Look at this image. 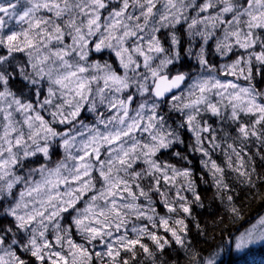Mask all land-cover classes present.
Here are the masks:
<instances>
[{"label":"snow or ice","instance_id":"snow-or-ice-1","mask_svg":"<svg viewBox=\"0 0 264 264\" xmlns=\"http://www.w3.org/2000/svg\"><path fill=\"white\" fill-rule=\"evenodd\" d=\"M30 3L31 7L25 10L24 13L19 16L21 21L27 22L26 29L5 33V20L0 18V46L6 48L8 53H24L29 57L30 60L34 59L35 62L32 64V67L37 68L42 79L46 76H50V74L54 71V67L49 68L47 72L45 71V65L48 63L50 56L56 57L66 66H70L66 58L72 56L77 50H79L82 59H87L84 49L90 48L89 46L92 42L88 40V36H91L93 34V30L98 28L99 24L102 22V10L108 8L105 0H85L84 4H80L79 0H30ZM167 3L169 9H175L177 6L175 0H167ZM216 3L223 5L222 12H218L216 15L206 16L203 20L198 18L200 13L209 12V10L212 9ZM77 7L79 8V11L75 13L74 18L72 9ZM11 8L14 9L15 5H11ZM41 9L53 13L56 19L51 20L43 16H38L37 13ZM128 11V0H122V7H120L118 11L113 12L112 16L109 18L110 34L108 39L116 42L115 56L119 60L121 67L127 69L129 65L134 64L137 69H141V63L138 62L141 61L143 68H148L149 63L153 59L152 54L164 53L165 46L164 44H161V39L158 35L144 37L143 35H138L137 30H130L129 26L124 24V21L120 19L121 17H126ZM156 11V0H145L142 8V17L145 23L137 25V29H139L140 32H143L146 29L147 22ZM0 13H9V7L0 5ZM228 13H234L232 0H207L206 3H203L199 7L197 18L191 20L189 27L197 28L198 25H203L204 31L200 33V35L204 42L207 43L208 40L214 35L216 28L219 25L228 24V27L223 29V38L218 39L216 42L217 52H221L222 54L231 52L234 46H239L245 50L255 49L257 39L254 37L252 30L264 29V0H251L247 6V10L243 13L244 16L248 17L245 22L248 28L247 32H243L239 28L240 15L235 13L233 21L229 23L224 19V14ZM12 14L15 15L14 12H12ZM168 18L169 17L164 15H161L160 17L162 21ZM135 19L139 21L141 17H135ZM171 19L176 25L180 24L182 20V10L180 13L172 16ZM56 20H61L62 24L57 23ZM121 25H124V31L122 33L118 31ZM152 31L159 32V30L155 28H153ZM66 35L71 37V45L65 43ZM133 37L137 41L135 46L126 45L125 41ZM172 43L178 45L177 55H181L182 49L180 47V41L173 39ZM104 45V39H101L99 43H95L96 51H100ZM261 45L264 46V41H261ZM107 46L110 49L114 47L112 43H109ZM44 49H49V54L40 55ZM34 51L36 52L35 57H33ZM132 53H135L136 55L133 56ZM253 57L259 64L264 65V51L253 52L252 55L248 57L247 69L241 67L242 61L238 59L228 66V72H226V75L231 74L237 78L242 76L245 80H250L253 75ZM200 62L202 64L208 63V60L202 58ZM160 63L161 65L165 63L172 64V60L170 58H165L162 59ZM97 68H99V65H97ZM85 71H87V69L83 66H80L78 67V71L67 73L65 76H57L53 82L59 87L68 88L70 90L72 89L73 82H75L74 91L76 96H83L85 90L88 88V82H86L82 77H79V73H83ZM168 71L171 72L172 68L168 69ZM118 73L119 71L116 70V72L108 73L104 77L106 87L109 83H111L118 90H123L127 87V78L121 77ZM152 77L154 79V94L164 99L167 98L169 93H172L174 96L175 94L172 92V88L177 86L178 82L184 80L182 75H176L174 79L168 75L161 76L157 69L152 70ZM8 83V79H6L4 76H0V84L4 85L3 90L0 91V101L4 100L8 96L13 95L6 87ZM196 87L199 89V94L195 95L190 103L184 105L186 109H195L196 106L204 104L207 112L211 113L212 116L220 117L223 110L224 112L230 114L233 121H238L240 119L241 113L251 114L257 117L255 119L256 125L264 124V103L258 102V98L262 94L256 92L255 86L240 87L235 83H222L220 80H206L198 83ZM212 92H215V95L220 96L221 98L227 97V104L223 106V109L219 103L209 102L208 94ZM52 95H54V92L50 88L48 89V96ZM49 102L50 101L45 100L46 104ZM127 102L128 104L135 103V101L132 99H129ZM69 103H71V101H69ZM119 103L120 106L123 107L125 101L121 100ZM12 104H15L16 112L26 113L23 123L27 125L30 130L34 129L30 132V135L38 136L40 134H44L45 136H56L58 134L55 127L50 125L40 113H37L35 117L31 115L33 110V105L31 103L25 104L20 99H15L13 96ZM9 107H11V104ZM112 107L115 109L116 105H112ZM0 112H3L2 108H0ZM70 115L74 118L78 117L80 115V108L77 107L75 111L70 113ZM124 115L126 118V109ZM155 118V116L149 118V127L153 126L151 124V120ZM3 119L9 121L8 130L5 132V135L14 133L15 128L11 122V114L4 113ZM33 121H35L38 126H35ZM63 122L64 120L62 119L61 123ZM194 122L195 127L193 126ZM134 123L135 127H133V125H129L127 130L123 132L124 136L130 135L132 131H138L139 127L142 126V122ZM185 123L189 130L195 133L197 144L202 145V155L208 157L204 167H206L212 174L217 191L223 192V190L227 188V184L224 182L225 169L211 158L209 151L206 150L204 146V137L202 133H210L211 128L203 126L204 121L198 119L195 111H193L192 115L188 116ZM239 133L244 138L249 136H256L259 138L258 131L256 129L250 130L243 124L239 126ZM171 135V132L166 135L161 131L158 136H153V145H143V148L145 149L144 155L146 157L154 156L155 153L160 149L167 148L168 139ZM23 139V135H17L15 137L14 143L19 145ZM210 139L213 141L216 139V137L212 136ZM120 141V133L100 134L98 136H93L87 143L82 145L81 149L79 150L80 155L76 160L75 167L76 175L72 176L71 183L79 185V187L75 189L77 193H84L89 188L91 183H96L98 180L102 181L106 187L101 188L100 195L98 197L93 196L92 199L93 201L97 199H103L105 201V207L100 210H96L94 204H89V206L85 209L84 214L80 217H77L74 220V223L80 232L87 234L89 243L97 239L103 240L105 236L111 237L113 234L111 229L114 228L115 231L119 232L120 229L124 227L125 234L120 236L115 241V244L119 245L124 249V251L131 253L133 256L136 255L135 248L138 245L143 250V252L147 253L151 257L153 254L152 251L148 246L141 242L143 236L147 235V237L152 240L161 250H163L164 245L167 242H162L158 235L149 232L147 228H138L135 226H133L132 232L136 233V238L130 239L128 237L126 225L129 223L128 216L130 214L134 215L136 219H146L151 223L153 228L156 227L157 221L155 220L154 215L149 214L153 210L151 208L143 207L141 198L145 200L144 189L140 187V185L129 184L125 180L121 179L119 175L115 174L116 166H125L127 164L129 151L135 152L136 147L134 146L129 151H123L122 154L117 155L115 160L108 162L107 168H105L103 163H100L99 175L98 177L94 176V172L96 170L91 161L93 159L97 162L101 161L102 149L107 148L106 145L108 147H112L114 151L120 153L121 150L115 148V146L119 144ZM12 143L13 141H8V151L10 154L9 160H4L2 153H0V169L5 168L9 162L12 164L16 163V158L12 151ZM69 144L70 142L65 140L63 147L67 150L69 148ZM40 151L45 156H47L49 150L47 148H41ZM233 151L235 152V150ZM109 156H111V153H109ZM236 156L237 159L240 160V168L233 170L239 171L242 176H245V178L251 182L249 174L247 172L240 171V169L244 167V162L240 158L239 153H236ZM70 158L76 159L74 157ZM144 163L152 165L153 171L163 176V182L165 184L170 182L174 183L178 180H181L183 182L181 184V188H186L187 192L192 193L195 201L201 200V196L196 191L193 174L186 170V168H173L172 175H168L165 173L164 169L159 163H155L149 159H145ZM228 165L229 167L232 166L231 160L228 161ZM114 175L115 178L113 179ZM48 176L50 178L46 179L45 183L50 184L52 188L59 187L60 184L68 182L62 176L60 167H57L54 171L49 172ZM52 177H54V179ZM89 177H94L95 179L89 181ZM8 187L11 189L12 185L9 184ZM160 188L161 181H158V193ZM134 189H139V192L135 191ZM34 190L39 191L40 185H37L36 189ZM68 195L71 196L72 193H68ZM175 197L176 202H169L167 198H165L164 205L167 208V211L169 213H177L180 211L182 213L191 215L192 201H189L188 197L182 194L179 190L175 193ZM57 198L58 197L56 196H51L49 197L48 202L50 203L52 200ZM125 198L131 199L127 204L120 203L121 201L125 200ZM227 199L231 201L232 197L228 196ZM151 202L152 201L149 199L148 203L151 204ZM60 203H67L68 206L60 207L50 213L48 212L47 208H42L35 214L26 213L24 215L17 214V209L20 206L17 204L16 209H13L10 215L14 217L18 228L25 229L26 227L35 224L37 217L43 218L47 216V220L51 222L53 217L59 215L60 213H67L69 212L70 208H75L77 206L76 200H68L66 202L61 200ZM231 211L238 214V209L235 206L231 207ZM159 224L163 226L166 232L171 233L177 244H183V239L180 233L187 229V224L185 223L184 219H175L173 221L174 226H170L169 219L161 216L159 219ZM261 224H264V220L261 221ZM56 227L59 228V225H56ZM38 235L39 239L37 238V233L35 231L31 234L30 252L31 255L36 257L37 260L43 262L45 260L44 250L52 247L46 238L47 228L43 227V219L41 220V227L38 229ZM253 235V233L249 232L246 234V236L240 237L237 243V248H240L243 243L251 242ZM62 240V237H56L57 244H62ZM4 243L5 240L0 239V245H3ZM67 243L69 245L68 256L70 259L57 252L54 255L58 257V260L53 259L52 264H92V256L85 248L73 243L72 240H68ZM106 248V252H98L95 254L96 259L99 260L100 264H106L104 260L105 256L108 257L107 264H129V261L127 260L118 261V258L120 257V251L114 248L112 243L106 242ZM52 255V253H49L48 258L51 259ZM0 264H24V261L21 260L15 252L4 251L3 255H0Z\"/></svg>","mask_w":264,"mask_h":264},{"label":"clouds","instance_id":"clouds-1","mask_svg":"<svg viewBox=\"0 0 264 264\" xmlns=\"http://www.w3.org/2000/svg\"><path fill=\"white\" fill-rule=\"evenodd\" d=\"M122 0H105V3L108 5L109 3H121ZM129 2V11L126 17H121L124 21V24L129 26L130 30H137L138 35H143L144 37H148L150 35H158L161 29H175L176 24L171 19L172 16L180 13L182 10V19H187L186 13L187 11L195 6V0H175L176 8L169 9L167 0H156V4L161 5L162 10H157L154 15L149 19L146 25V29L143 32H140L137 29L138 24H144V20L142 17V8L145 3V0H128ZM80 4H84L85 0H79ZM217 4V3H216ZM214 4V7H216ZM232 6L234 13L237 15L244 16L243 13L247 10L243 5L234 3L232 0ZM79 11V8H73L72 13L75 18V13ZM118 11L113 9L105 19L99 24V27L93 30V34L88 36V40L92 42L96 40V43H99L101 39L105 40L104 47L101 48L100 51H96L95 45L93 48H85L84 52L87 55V59H82L80 56L79 50H77L72 56L67 57L68 64L70 66H66L63 62L58 60L56 57L50 56L48 63L45 65V71L49 68L54 67V71L50 74V76H46L45 78H41V75L37 68H33L32 64L35 62L34 59H29L27 64L13 60L17 70L20 75L23 77L25 81L29 83V85H35L37 87V94H39V88L45 87L46 82V91L47 98L43 99L39 102L38 106L33 105V110L31 115L35 117L37 113L44 111L51 117V120H47L50 125L59 124V125H68L65 130H57L58 133L56 136H45L44 134H40L38 136L30 135V132L34 129L30 130L27 125L23 123L25 119L26 113L16 112L15 104H12L13 96L15 99H19L16 97L14 93L12 96L6 97L4 100L0 101V108L3 109L4 113L11 114V122L13 127L15 128L14 133H10L9 135H5V132L8 130L9 121L3 119L4 123L2 125V131H0V153H2L4 160H9V144L8 141H13L12 143V151L16 158V163L9 164L0 169V200L13 201V203L4 208V212L10 215L13 209H16L17 204H19V208L17 209V214L24 215L26 213L35 214L37 211H40L42 208H47L48 212H52L57 210L60 207H67V203L61 204L60 201H68V200H76L78 204L81 200H83L84 196L88 193H93L92 196L89 197V200L86 202V206L83 208H70V210H74L73 221L84 214L85 209L89 206V204H94L96 210H100L105 207V201L103 199H97L93 201V196H99L100 190L106 185L102 182V187L97 188L96 183H91L89 188L84 193H77L75 189L79 187L78 184L71 183L72 176L76 175L75 167L76 160L80 155V149L82 145L87 143L93 136H98L100 134H108V133H120L121 141L119 144L115 146V148L120 149L121 152L118 153L114 151L112 147H107L108 151L106 153L107 159L104 162L105 168L108 167V162L111 160H115L116 156L122 154L123 151H129L134 146L136 147L135 152L129 151V155L127 158V164L125 166H116L115 174L119 175V177L129 184L132 185H140L144 189L145 192V201L148 202L150 199L151 204L147 203V208H151L153 211L149 214L154 215L155 220L157 221L158 213L154 207L155 200L153 199V193L157 194V199L164 203L165 198L169 202H176V197L171 196L170 193L173 189H175V193L179 190L181 193L187 191V189H182L181 184L183 183L181 180H178L174 183H167L165 188H160L159 193L157 192V182L163 181V176L157 172L153 171L152 165L145 164V159H149L154 161L155 163H159L161 167L164 169L165 173L168 175H172V169H182L178 168L176 165L171 163H163L158 162L156 157L161 152V150H169L173 149L174 145L184 146L185 141L182 137V130L186 125V120L189 115L195 114L197 115L199 120H203L204 116L208 114L207 109L204 104L196 106L193 108H185L184 105L190 103L192 98L195 95L199 94V89L196 85L200 82L206 80H218L214 75L215 69L209 65V63H201V59H206V51L204 47H201L197 54L193 57V49L189 47L187 49L186 54L194 58L200 65L199 69H194L191 71H171L168 69L172 68L173 64H179L182 57L181 55H177L178 45L173 44L172 40L180 41L178 35L171 31L169 32L171 48L165 47V52L162 54H152L153 59L149 63L148 68H143V64L141 61V69H137L134 64L129 65L127 69L120 66L121 71L118 73L121 77L127 78V87L123 90H118L111 83L105 86L104 77L111 72H116V67L111 63L109 59L100 60H91L90 56L93 51L96 53H101L103 51H110L115 54V44L116 42L113 40H109L108 36L110 34V17L112 13ZM9 16L10 19H17V23L23 22V24L27 25L26 21H21L9 11V13L5 14ZM161 15L169 17L166 20H161ZM135 17H141L138 21ZM195 19V18H194ZM203 20V19H200ZM191 23V22H190ZM189 23V24H190ZM188 24V35L189 37L200 36V33L204 31V28H191ZM6 24H4V29ZM27 28V27H26ZM22 26L21 29H26ZM158 29L159 32H153L152 29ZM119 32L124 31V25L118 29ZM161 39V38H160ZM112 43L114 45L113 48H109L107 45ZM137 41L135 38H130L125 41V44L128 46H135ZM205 43V42H204ZM161 44H163L161 39ZM207 44V43H205ZM122 46V45H121ZM13 53H8L6 56H0V66H3V71H0V76H4L6 79L7 76L5 72H8L9 64L7 63L12 58ZM49 54V49H44L40 55ZM127 55V54H126ZM135 56V53H132ZM36 56V52H33V57ZM165 58H170L172 60V64L165 63L161 65L160 61ZM207 60V59H206ZM99 65V68H97ZM83 66L87 69V71L83 73H79V77H82L86 82H88V88L85 90L83 96H76L74 91L75 82H73L72 89L62 88L57 86L53 81L57 78V76H65L67 73L78 71V67ZM157 69L161 76L168 75L171 78H175L176 75H182L184 80L178 82V85L172 88V92L175 95L171 96L170 100L164 99L162 97H158L154 94V79L152 77V70ZM8 75H12L11 72H8ZM7 87V86H6ZM52 89L54 95L48 96V89ZM8 89V87H7ZM9 90V89H8ZM147 90V91H146ZM170 94V93H169ZM215 97V99H214ZM132 99L135 101L134 104H128V100ZM45 100L50 101L49 103H45ZM124 100V106H120V101ZM209 102L219 103L223 109V106L227 104V97L221 98L220 96H216L215 92L208 94ZM71 101V103H69ZM11 104V107L9 105ZM28 104V103H25ZM112 105H116L115 109ZM80 108V115L78 117H72L70 115L71 112L75 111L76 108ZM87 108V113L92 117V121L88 122L84 119H81V113L85 111ZM125 109L127 111V116L125 118ZM19 113L22 119L18 120L15 118V114ZM119 113V115H118ZM169 113H179L183 120H176L175 127H173L172 123L169 122ZM226 112L222 110L220 115L221 119H224ZM155 116L156 118L151 120L152 127H149V118ZM231 120V116L229 117ZM64 120L61 123V120ZM174 119V117H173ZM110 121V123H109ZM134 122H142V126L139 127L138 131H132L130 135L124 136L123 132L127 130L129 125H133L135 127ZM35 126H38L35 121H33ZM195 127V122L194 125ZM204 127L211 128V125L204 120ZM188 128V127H187ZM189 130V128H188ZM165 133L166 135L171 132L172 135L168 139V147L160 149L155 153L154 156H145V149L143 145H153L154 141L152 139L153 136H158L160 132ZM194 136V146L190 145V151L193 152H201L202 145L197 144V138L193 131L189 130ZM139 134V135H137ZM146 134V135H145ZM204 133H202L203 135ZM17 135H23L24 139L21 141L19 145L14 143L15 137ZM228 134L225 132V136ZM215 136V135H213ZM204 137V136H203ZM241 138H244L243 136ZM207 139L204 137V140ZM65 140L69 141V148L66 150L63 145ZM231 146V147H230ZM54 147H60L62 149V156L60 158H55L53 156L52 149ZM211 147L213 150L219 149L220 144L213 140L211 142ZM229 148H232V144H228ZM47 148L48 155L45 156L40 149ZM235 150V149H233ZM111 153V156H109ZM42 156L43 159L36 163L35 160L37 157ZM172 156L181 159L187 164L191 165V161L188 159L186 154H183L179 151L173 150ZM74 157L76 159L70 158ZM208 160V159H207ZM206 160V161H207ZM206 161H202L205 165ZM91 163L95 166V170L99 171V166L94 163V159ZM137 164L143 165L141 168H136ZM57 167L61 168L62 176L68 181L67 183H62L59 187L52 188L50 184H46L45 180L49 179V172L54 171ZM206 168V167H205ZM186 170L192 173L191 168H187ZM54 179V177H52ZM115 175L113 176V179ZM94 177H89V181L94 180ZM11 184L12 187L9 189L8 185ZM37 185H40V190L35 191ZM17 186H20L18 190V195L14 197V191L17 190ZM139 192V189H138ZM68 193H72L71 196ZM56 196L58 197L55 200H52L50 203L49 197ZM78 197V199H77ZM131 198H125V200L121 201L122 204H127ZM203 205H201L202 207ZM229 210L231 211L232 205L231 201L228 200ZM143 207H145L143 205ZM178 207V203H177ZM239 212V210H238ZM63 213L53 217L52 221L49 222L47 220V216L41 218L37 217L35 224L26 227L25 229H20L25 234V242L21 244L20 239L17 234L13 232L11 228H8V232L13 233V238L11 241V245H19L26 252H30V240L32 232L37 233V238L39 239L38 229L41 227V220L43 219V227L47 228V233L49 229L55 230V238L57 236L62 237L63 240H71L70 232L68 231V227H61V221L63 220ZM11 216V215H10ZM130 217H134V215L130 214L128 216V221L130 222ZM160 219V217H159ZM59 225V228L56 227ZM147 228V227H142ZM83 239L88 241V237L86 233L80 232ZM47 238V237H46ZM0 239L5 240L3 235H0ZM11 245H0V252L3 255L4 251H12ZM153 256V254H152ZM7 258V257H6ZM192 260H195V255L191 257ZM211 260H207L206 264H210ZM195 264H199V261H195ZM212 264V261H211Z\"/></svg>","mask_w":264,"mask_h":264},{"label":"rangeland","instance_id":"rangeland-1","mask_svg":"<svg viewBox=\"0 0 264 264\" xmlns=\"http://www.w3.org/2000/svg\"><path fill=\"white\" fill-rule=\"evenodd\" d=\"M207 0H195V6L190 8L187 13V19H182L181 23L176 25L175 29H161V31L158 33V36L162 39V42L164 44L165 47L167 48H171V43H170V36H169V32L174 31L179 39H180V32L183 34V37L186 41L181 42L180 40V47L182 49L181 51V57H182V63H180V65H186L188 66V71H191L190 66L193 65V58L189 57L186 52L187 49L189 47H191L193 49V54L194 52H198V50L201 47L205 48L206 51V59L208 60V63L210 66H214L216 69V72L214 73V75L216 76V78L218 80H220L222 83H235L238 84L240 87H253L256 85V79H254V76L252 75V78L250 80H245L242 76L240 78H237L236 76H233L231 74H227L226 72H228V66L231 65L232 63H234L236 60H241L242 64L241 67H244L245 69H247L248 65H247V60L248 57L250 55H252L253 52H259V51H264V46L261 45V41H264V29H253V33H254V37L257 39V44H256V48L255 49H243L240 48L239 46H234L231 52L228 53H221V52H217L216 50V42L218 39H222L223 38V29L228 27V24H223V25H219L216 28V31L214 33V35L208 40L207 44L204 43V40L202 39V41H192L195 38H200V36H193V37H189L188 35V24L191 22L192 19L197 18V13L199 12V7L203 4L206 3ZM234 3L237 4H241L243 5L245 8H247L248 4L251 2V0H233ZM0 5L4 6V7H9V11L10 12H14L15 13V17L18 18L20 15H22L24 13L25 10H27L29 7H31V3L30 0H2V2L0 3ZM11 5H15V8H11ZM122 7V2L121 3H109L108 4V8L102 10V21L105 19V17L113 10H119V8ZM222 8L223 5L217 3L216 7H213L212 9L209 10V12L206 13H200L199 15V19H204L206 16L209 15H216L218 12H222ZM157 10H162L161 9V5H157ZM38 16H43L46 18H49L51 20H55V16L53 13L48 12L46 10L41 9L38 13ZM235 13H228V14H224V19L226 21H228L229 23H231L234 19ZM0 18H3L5 20V24L6 27L4 29L5 33H10L12 31H20L22 28V24L21 23H17V19H10L9 16H6L3 13H0ZM66 19V17H65ZM248 19L247 16H241L240 17V25L239 28L243 31V32H247L248 28L246 25V20ZM57 23H61V20H56ZM24 28L27 27L26 24ZM63 26V25H62ZM198 28L203 29V25H198ZM189 40V41H188ZM65 43H67L68 45H71L72 40L70 36L65 37ZM96 43V40H93L92 43L90 44V48H93L94 45ZM234 43V40H233ZM16 54H22L25 56L26 59V64L28 61V57L26 56V54L24 53H13L12 54V58L8 61L11 64L13 63V60L18 61L14 55ZM8 55L7 49L4 48L3 46H0V56H6ZM194 57V56H193ZM91 60H100L103 61L104 59H109L111 61V63L116 67V69L120 72L121 69L119 68V63H118V59L116 58L114 53H111L110 51H103L101 53H96L95 51L92 52L91 56H90ZM217 60V63H216ZM211 62L213 63V65L211 64ZM15 65V63H13ZM176 65V64H175ZM172 66V70L174 68V66ZM259 63L255 60V58L253 57V62H252V67H253V74H256L257 77V81L261 80L262 75H264V72H262L261 70L258 69ZM175 71V70H173ZM27 86L31 89H33L34 91L36 90L35 85H29V83L27 82ZM4 88L3 84H0V91H2ZM44 91V93H41V91ZM256 90V89H255ZM257 92V91H256ZM44 96H42V95ZM37 96L30 98L28 101H23L22 99H20L23 103H32L34 106H38L39 102L42 101L43 99L47 98V91H46V82H45V87L44 88H39V94H36ZM264 96V94H263ZM215 99V97H214ZM259 99V98H258ZM259 102V100H258ZM40 114L46 119V120H51V117L48 116V114L44 111H41ZM243 115V113L240 114V118ZM248 116V123L243 124L245 126H247L250 130L252 129H256L258 131V135L261 141L264 142V124L262 125H256L255 124V119L257 118L256 116H253L251 114H244ZM230 114L228 116V119L230 120V127L233 128L234 130V135L236 138H241V134L239 133V126L241 125H237L235 124V122H239L240 119L238 121L233 122V120H231L230 118ZM15 118L20 120L22 119L21 115L19 113L15 114ZM81 119H84L85 121L91 122L92 121V117L87 113V108H85V111L81 113ZM183 120V117H182ZM4 121H3V114H0V131H2V125H3ZM209 125H211V132L210 133H204L203 136L206 137L207 139L204 140V146L206 148V150L209 151V155L211 156V158L213 160H215L217 163L219 161H222V153H224V150L222 149L221 145L219 149L213 150L211 147V137L213 135H215V137H218V133H219V129L221 130L222 127H220L221 124H219L220 122H218L219 128L216 126L217 128V132H213L212 131V125H215V123H209L207 122ZM53 127H55V129L57 130H65L67 127H69L68 125H59V124H53ZM174 127V126H173ZM224 127V126H223ZM215 128V129H216ZM231 130V129H230ZM215 131V130H214ZM182 137L184 140H186V136L185 134L188 135V137L190 138L189 141L191 140L192 142L195 143L194 141V136L193 134L188 130L187 126L185 125L184 129L181 132ZM139 135V134H137ZM146 135V134H145ZM250 137H256V136H249L247 138H245L248 141V147H251L252 141L249 139ZM257 138V137H256ZM233 149H235V152L233 151ZM237 148H231L230 151L232 153V157L233 158H237L236 157V153H239L240 156V152L238 150H236ZM171 149L169 150H161V152L158 154V156L156 157L158 162H163V163H171L176 165L178 168H183L182 166L176 164L174 162V156H172V152H169ZM108 149H102V159L101 161L97 162L94 160V163L99 166V164L101 162L106 161L107 153ZM181 151H184V149H182ZM53 152V156L55 158H60L62 156V149L60 147H54L52 149ZM199 153L200 157H198V162H200V158L202 159V161H206L208 159V157H205L202 155L201 152H197V154ZM193 156V154H191ZM41 158V159H40ZM240 158L242 159V157L240 156ZM37 160H35L36 163H39L43 157H37ZM243 160V159H242ZM240 163V160H237ZM141 168L143 167V165L141 164H137L136 168ZM187 169V168H186ZM99 175V171H95L94 172V176L98 177ZM97 188L102 187V181H97ZM166 184L161 181V188H165ZM20 186H17V190L14 191V197H16L18 195V190H19ZM138 192V189H137ZM186 191H184L183 193H185ZM93 193H88L87 195L84 196L83 200H81L76 208H83L86 206V202L89 200V197L92 196ZM171 196H175V189L172 190V192L170 193ZM155 200V202L157 201L155 198H153ZM3 200H0V235H3L5 238V244L6 245H11V241L13 238V233L8 232V228H11L13 230V232H15L18 236V238H21L20 241L22 242L21 244H23L25 242V234L22 230H20L17 227V224L15 222L14 217L8 215L7 213L4 212V208L6 206H9L13 203V201H7V203L2 202ZM141 202L143 203V205L145 206V208H147V201L143 200V198H141ZM2 203V205H1ZM161 206H163V210L164 213L161 214L159 212V205H157L156 203L154 204V207L156 209V212L158 213V218H157V225L155 228L152 227L151 223L148 222L146 219H136L135 217H130V222L126 225L127 228V235L130 239L132 238H136V233L132 232V228L133 226L138 227V228H142V227H147L149 232H152L156 235H158L161 238L162 242L166 241V238L163 237L164 235H166V231L164 230L163 226L159 224V217L163 216L164 218L169 219V223L170 221H174L173 219L177 218L176 214H182V212L178 211L177 213H169L167 211V208L165 207L164 204H161ZM3 207V208H1ZM162 208V207H161ZM2 209V210H1ZM3 211V212H2ZM2 212V213H1ZM74 214V210H70L67 213H63V220L61 221V227L64 228L65 226L68 227V231L70 232V237L71 240L73 241V243L80 245L81 247L85 248L89 254L92 256V264H100L99 260L96 259L95 254L98 252H106L107 248H106V242L107 243H112L114 248L118 249L120 251V257L118 258V261H122L123 260H127V258L129 256L132 257H137V256H133L131 253L124 251L123 248H121L119 245L115 244V241L122 235L125 234V228L122 227L120 229L119 232L115 231V229H111L112 231V236L108 237L105 236L103 240L97 239L95 241H92L91 243H89L88 241L84 240L82 235L80 234L79 229H77L72 217ZM180 214V215H181ZM175 215V216H174ZM264 220V214L257 220H255L249 227H247L245 230H243L236 238L235 240H233V248L234 251L238 254L244 253L246 252L249 248L251 247H258L261 245H264V224H261V221ZM75 229V231H74ZM18 230V231H17ZM160 230L162 232H160ZM6 232V233H5ZM20 232V233H18ZM77 232V233H76ZM249 232L253 233V239L251 240V242H246L243 243L242 246L240 248H237V243L240 239V237L242 236H246V234H248ZM11 233V234H10ZM170 232H168L169 235ZM170 236L172 237L171 233ZM183 242L185 241V236L181 235ZM165 239L163 241V239ZM173 238V237H172ZM7 239V240H6ZM47 239L49 241V243L52 245L51 248L49 249H45L44 250V254H45V260L42 262L40 260H37L36 257L31 255V252H26L23 249H21L22 247L19 245H11L12 250L16 253V255L24 261V264H52V260L56 259L58 260V257H56L54 254L59 252L61 255H65L66 257H68L70 259V257L68 256L69 254V245L67 243V240H62V244H57L56 243V238H55V230L54 229H49L48 233H47ZM9 240V241H8ZM175 240V239H174ZM84 241V242H83ZM141 242L144 243L146 246H148L149 248L151 247H157L156 244L150 240L147 235L143 236L141 239ZM183 245V244H181ZM229 244H227V246L222 249V250H218L216 251V253H213L212 256H209L208 258H206L202 263L200 264H206L207 260H211L212 264H218L222 259L223 256L225 255V252L228 250ZM158 248V247H157ZM135 252L136 253H140V254H146L145 252H143V250L137 245L135 248ZM52 253V258L49 259L48 258V254ZM0 254H2V252H0ZM127 256V257H126ZM33 259V260H32ZM104 260L107 264V260L108 257L105 256Z\"/></svg>","mask_w":264,"mask_h":264},{"label":"trees","instance_id":"trees-1","mask_svg":"<svg viewBox=\"0 0 264 264\" xmlns=\"http://www.w3.org/2000/svg\"><path fill=\"white\" fill-rule=\"evenodd\" d=\"M1 2L2 0H0ZM22 26L25 25L22 24ZM14 57L19 62L26 64L24 55L16 54ZM7 63L9 64L8 72L12 73V75H8V72H5L9 81L7 85L9 91L23 101H28L37 96V87L35 91L29 88L27 81L20 75L16 66L13 63ZM179 66L181 65L179 64ZM183 67L188 66L183 65ZM258 69L264 72V65L259 64ZM0 71H3V66H0ZM253 76L256 79V89L263 95L264 75L258 81L255 73ZM41 93L44 91L42 90ZM228 116L229 113H226L224 119H221L208 113L203 118V121L215 123L212 125L213 132H217L218 122L221 124L220 127L222 128L219 129L218 137L215 140L221 145L225 153L221 154L222 161H219L218 164L225 169L224 182L227 184V188L223 192L217 191L212 174L204 167L201 158L198 162L199 153L190 151L189 146H194V142L189 141L190 138L185 134L186 140H184L183 148L177 146L178 150L176 151L186 154L192 163L189 165L179 158L175 163L183 168L192 169L196 191L201 196L200 201H195L192 193L187 191L182 193L188 197L189 201H192L191 215L180 213L181 215L176 214L177 218H175L185 220L187 229L180 235H184L186 239L183 245L177 244L170 233L168 235L166 232L163 237L166 238L167 243H165L163 250L157 247L149 248L153 253L151 257L147 253L144 255L136 253L135 256L137 257L129 256L127 258L129 264H195V261H199L200 264L216 251L224 249L227 244H229L228 250L218 264H264V245L251 247L243 254H238L233 249L235 237L264 214V142L256 137H250L252 144L251 147H248L249 144L245 138L235 137ZM176 120H182V116L179 113H169V122L174 127ZM248 120V116L244 115L239 122H233L240 125L248 123ZM225 132L228 134L227 136H225ZM229 143L232 144V148L241 151L240 156L243 159L244 167L240 171L247 172L251 182L239 171L233 170L240 168V163L237 158L232 157L231 148L228 147ZM182 149L184 151H181ZM229 160L232 161L231 167L228 165ZM134 190L137 191V189ZM152 195L157 200L155 203L160 206L159 212L163 214L164 207L161 204L164 203L157 199L156 193ZM228 196L232 197L231 203L239 210L238 214L229 210ZM201 205L203 206L201 207ZM169 224L174 226L173 221H170ZM160 232L162 231L160 230ZM193 255H195V260L191 259Z\"/></svg>","mask_w":264,"mask_h":264},{"label":"bare ground","instance_id":"bare-ground-1","mask_svg":"<svg viewBox=\"0 0 264 264\" xmlns=\"http://www.w3.org/2000/svg\"><path fill=\"white\" fill-rule=\"evenodd\" d=\"M40 159H41V158H40ZM36 160H37V159H36ZM2 202H4V200H3ZM5 202H6V201H5ZM5 202H4V203H5ZM1 205H2V203H1ZM1 208H3V207H1ZM1 210H2V209H1ZM2 212H3V211H2ZM2 212H1V213H2ZM17 231H18V230H17ZM74 231H75V229H74ZM5 233H6V232H5ZM11 233H12V232H11ZM11 233H10V234H11ZM18 233H20V232H18ZM76 233H77V232H76ZM238 235H239V234H238ZM238 235H237V236H238ZM237 236H236V237H237ZM236 237H235V238H236ZM19 239H21V238H19ZM6 240H7V239H6ZM234 240H235V239H234ZM8 241H9V240H8ZM5 242H6V241H5ZM83 242H84V241H83ZM21 243H22V242H21ZM6 244H7V243H6ZM21 249H22V248H21Z\"/></svg>","mask_w":264,"mask_h":264}]
</instances>
